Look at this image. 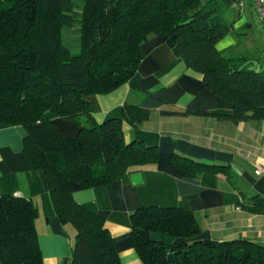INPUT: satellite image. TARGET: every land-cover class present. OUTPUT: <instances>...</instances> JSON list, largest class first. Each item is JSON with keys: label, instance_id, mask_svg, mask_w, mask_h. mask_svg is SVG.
<instances>
[{"label": "trees", "instance_id": "1", "mask_svg": "<svg viewBox=\"0 0 264 264\" xmlns=\"http://www.w3.org/2000/svg\"><path fill=\"white\" fill-rule=\"evenodd\" d=\"M239 1L0 0V124L25 128L23 153L33 169L44 172L59 223L75 229L70 264H122L104 219L78 204L66 182L90 188L156 163V146L127 143L123 136L122 122L137 127L148 117L146 108L125 105L121 118L98 123L88 99L133 77L151 35L169 39L174 54L232 103L226 115L232 122L264 119V51L217 46L234 30L227 14L240 15L232 10ZM63 27L79 33L77 54L62 43ZM57 117L75 123L77 134L61 135ZM171 158L186 175L205 170L231 177L226 165ZM250 200L242 206L264 212V196ZM37 215L31 200L0 195V264H43ZM130 222L143 264H264V245L246 239L205 242L198 238L194 214L180 207L141 206ZM177 238L187 240L177 243Z\"/></svg>", "mask_w": 264, "mask_h": 264}, {"label": "crops", "instance_id": "2", "mask_svg": "<svg viewBox=\"0 0 264 264\" xmlns=\"http://www.w3.org/2000/svg\"><path fill=\"white\" fill-rule=\"evenodd\" d=\"M141 47L143 58L130 80L88 99L98 123L121 118L125 105L146 108L148 117L137 127L122 122L123 136L127 143L139 140L156 146L157 161L90 188L69 180L66 187L73 199L104 219L122 264H143L130 222L141 206H173L193 213L201 228L198 238L205 242L246 239L264 245V212L242 206L250 204L252 196H264V119L236 123L228 119L232 103L213 93L201 73L174 54L164 35H151ZM54 121L61 135L77 134L79 127L72 121L60 117ZM81 121L91 122L85 117ZM25 132L18 124H0V195L23 197L37 207L35 228L43 264H70L75 229L57 220L44 172L33 169L23 153ZM172 155L226 165L231 177L205 170L186 175ZM258 165L261 174L255 173ZM133 171L141 172L138 184L132 183Z\"/></svg>", "mask_w": 264, "mask_h": 264}, {"label": "rangeland", "instance_id": "3", "mask_svg": "<svg viewBox=\"0 0 264 264\" xmlns=\"http://www.w3.org/2000/svg\"><path fill=\"white\" fill-rule=\"evenodd\" d=\"M75 1L77 4L79 3V0ZM232 10L240 12V15L236 16L237 18L233 17L231 12L227 14L230 16H228L229 18H234V30L219 41L217 46L222 48L238 44L240 49L247 50L249 48L262 54L264 51V26L258 20L253 8L248 5V0L234 3ZM246 22H250V25L242 27ZM62 43L70 49L72 54H77L80 51L81 37L77 31H74V28L63 27Z\"/></svg>", "mask_w": 264, "mask_h": 264}, {"label": "built area", "instance_id": "4", "mask_svg": "<svg viewBox=\"0 0 264 264\" xmlns=\"http://www.w3.org/2000/svg\"><path fill=\"white\" fill-rule=\"evenodd\" d=\"M251 5L256 13V16L258 17V20L264 26V0H251ZM260 165L257 166V169L255 170L256 174H261Z\"/></svg>", "mask_w": 264, "mask_h": 264}, {"label": "water", "instance_id": "5", "mask_svg": "<svg viewBox=\"0 0 264 264\" xmlns=\"http://www.w3.org/2000/svg\"><path fill=\"white\" fill-rule=\"evenodd\" d=\"M130 177L133 184H138L142 181V175L140 171H133L130 173Z\"/></svg>", "mask_w": 264, "mask_h": 264}]
</instances>
